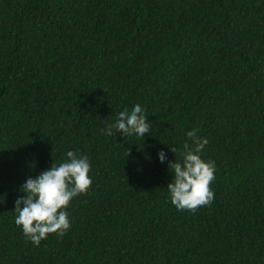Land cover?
Segmentation results:
<instances>
[{"label": "trees", "instance_id": "obj_1", "mask_svg": "<svg viewBox=\"0 0 264 264\" xmlns=\"http://www.w3.org/2000/svg\"><path fill=\"white\" fill-rule=\"evenodd\" d=\"M133 102L150 134L100 132ZM188 129L216 165L193 210L157 158ZM69 149L91 183L33 244L18 186ZM0 264H264V0H0Z\"/></svg>", "mask_w": 264, "mask_h": 264}, {"label": "clouds", "instance_id": "obj_2", "mask_svg": "<svg viewBox=\"0 0 264 264\" xmlns=\"http://www.w3.org/2000/svg\"><path fill=\"white\" fill-rule=\"evenodd\" d=\"M147 114L139 103L133 102L115 113L113 120L100 129L105 135L123 132L144 138L150 134ZM184 135L189 138L179 146H169L180 159L168 160L166 152L157 150L160 162L167 161V169L171 178L167 182V194L177 209L193 210L197 206L207 204L213 199V191L209 187L214 179L215 161L204 159L201 150L207 144V138L197 136L196 129H188ZM129 155V150L125 157ZM89 158L72 149L63 154L57 163L40 170L34 176H28L18 186V195L14 200L15 222L21 226L23 234L33 244L50 232L62 235L70 227L66 211L70 200L84 193L91 183Z\"/></svg>", "mask_w": 264, "mask_h": 264}]
</instances>
